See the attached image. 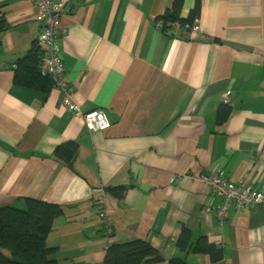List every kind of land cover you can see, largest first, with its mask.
Masks as SVG:
<instances>
[{
	"label": "crops",
	"instance_id": "0c3cea01",
	"mask_svg": "<svg viewBox=\"0 0 264 264\" xmlns=\"http://www.w3.org/2000/svg\"><path fill=\"white\" fill-rule=\"evenodd\" d=\"M53 1L63 4L72 100L109 124L87 130L55 84L46 94L14 84L11 68L40 48L42 25L33 0H0V207L21 198L64 206L46 241L59 264H101L107 244L133 239L168 260L181 227L221 246V264H264V201L221 221L222 200L199 179L221 172L264 194V0H198L200 30L182 34L156 23L173 0ZM196 1L184 0L183 17ZM226 92L231 112L218 126ZM68 141L79 145L72 169L52 158ZM118 185L128 188L121 200L103 191Z\"/></svg>",
	"mask_w": 264,
	"mask_h": 264
},
{
	"label": "trees",
	"instance_id": "16d2710c",
	"mask_svg": "<svg viewBox=\"0 0 264 264\" xmlns=\"http://www.w3.org/2000/svg\"><path fill=\"white\" fill-rule=\"evenodd\" d=\"M183 4L184 0H173L171 6L157 19L156 23H160L163 32L174 30L171 26L174 22L179 24V33L192 32L199 15V1H196L195 7L186 17L182 16ZM7 30L8 24L0 10V37ZM41 58L42 51L34 43L11 68L14 84L48 93L54 83L49 76L41 74ZM230 112L226 105L217 112L218 126L225 123ZM78 146L76 141L58 145L52 154L53 160L72 169ZM127 189L124 185H118L105 187L103 191L121 200ZM63 212L62 205L30 198H21L15 204L0 207V264H59L58 248L49 247L46 241L54 229V221ZM109 221L111 236L113 223ZM175 248L177 255L166 260L147 240L112 241L105 246L101 264H190L188 256H208L210 264H221L224 259L221 246L208 242L203 235L196 237L186 227L180 228Z\"/></svg>",
	"mask_w": 264,
	"mask_h": 264
},
{
	"label": "built area",
	"instance_id": "2783aa9c",
	"mask_svg": "<svg viewBox=\"0 0 264 264\" xmlns=\"http://www.w3.org/2000/svg\"><path fill=\"white\" fill-rule=\"evenodd\" d=\"M35 6V20L42 25V32L38 41L42 49L41 74L49 76L53 83L63 94L62 105L69 107L71 113L79 117L84 127L92 133L102 132L109 122L107 116L99 111L92 110L88 113H81L79 106H76L72 100V89L68 85V80L64 77V68L61 57V40L63 34L61 28V18L63 4L53 0H33ZM177 31L179 24H171ZM198 29V21L192 27V31ZM264 68V65H263ZM224 98V104H228L229 93ZM69 111V112H70ZM199 179L210 189L212 195L222 200L216 207L217 217L223 221L231 207L236 210L242 208L260 207L264 201V194L259 190L244 183H233L228 181L221 172L214 174H201ZM99 217L102 219L103 228L110 233V221L106 212L101 210Z\"/></svg>",
	"mask_w": 264,
	"mask_h": 264
},
{
	"label": "rangeland",
	"instance_id": "374dc122",
	"mask_svg": "<svg viewBox=\"0 0 264 264\" xmlns=\"http://www.w3.org/2000/svg\"><path fill=\"white\" fill-rule=\"evenodd\" d=\"M200 30V27H199V24H198V29L196 30V31H194V32H198ZM264 69V68H263ZM227 93V92H226ZM225 93V94H226ZM60 95H61V99L63 98V94H62V92L60 93ZM224 98H225V96H224ZM71 100H72V96H71ZM72 102L76 105V106H78L73 100H72ZM224 105H226V104H224ZM65 108V107H64ZM65 110H67V111H70V109H69V107H66L65 108ZM72 112H74V110L72 109L71 110ZM70 111V112H71ZM90 111H92V110H90ZM90 111H85V112H83V111H81L80 110V112L81 113H88V112H90ZM75 113V112H74ZM74 117L75 118H77V119H79V117H77L75 114H74ZM80 120V119H79ZM81 121V120H80ZM98 133H100V132H98ZM98 217H99V215H98ZM99 219H100V217H99ZM109 219V218H108ZM101 221H102V219H100ZM102 228H103V225H102ZM103 231H104V233L107 235V236H109L110 234L107 232V230H105L104 228H103Z\"/></svg>",
	"mask_w": 264,
	"mask_h": 264
},
{
	"label": "bare ground",
	"instance_id": "6f19581e",
	"mask_svg": "<svg viewBox=\"0 0 264 264\" xmlns=\"http://www.w3.org/2000/svg\"><path fill=\"white\" fill-rule=\"evenodd\" d=\"M53 82V81H52Z\"/></svg>",
	"mask_w": 264,
	"mask_h": 264
}]
</instances>
